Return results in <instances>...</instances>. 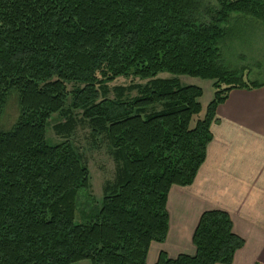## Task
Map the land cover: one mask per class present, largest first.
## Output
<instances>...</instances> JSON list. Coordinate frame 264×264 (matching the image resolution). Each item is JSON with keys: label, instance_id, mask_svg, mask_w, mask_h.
Returning a JSON list of instances; mask_svg holds the SVG:
<instances>
[{"label": "trees", "instance_id": "trees-1", "mask_svg": "<svg viewBox=\"0 0 264 264\" xmlns=\"http://www.w3.org/2000/svg\"><path fill=\"white\" fill-rule=\"evenodd\" d=\"M215 1L0 0V116L10 92L19 104L17 120L0 131V264H146L150 243L166 238L170 187L192 184L205 159L218 104L233 88L264 85L220 61L231 17L264 23V0ZM130 72L147 79L139 94L123 98L131 84L107 97L106 83ZM178 75L213 81L202 116L195 118L201 87L181 85ZM67 82L81 84L70 108L106 132L121 163L83 222L75 210L88 168L69 140L46 138ZM72 124L68 118L55 129ZM192 243L193 255L161 250L154 264H231L244 239L226 211L211 209Z\"/></svg>", "mask_w": 264, "mask_h": 264}, {"label": "crops", "instance_id": "crops-1", "mask_svg": "<svg viewBox=\"0 0 264 264\" xmlns=\"http://www.w3.org/2000/svg\"><path fill=\"white\" fill-rule=\"evenodd\" d=\"M215 116L193 183L169 189L166 238L150 243L146 264H154L161 250L171 258L193 255V232L211 209L226 211L244 239L231 264H254L253 256L264 249V85L231 89Z\"/></svg>", "mask_w": 264, "mask_h": 264}, {"label": "rangeland", "instance_id": "rangeland-1", "mask_svg": "<svg viewBox=\"0 0 264 264\" xmlns=\"http://www.w3.org/2000/svg\"><path fill=\"white\" fill-rule=\"evenodd\" d=\"M205 6H216L215 0H203ZM205 11V9H204ZM229 25V30L220 43V61L229 70L236 71L245 80L264 81V23L250 16L235 14ZM160 78L174 77L167 72H160L156 75ZM181 85H197L202 89L199 98L201 113L195 118L204 114L207 104L214 97L215 87L213 81L188 75H178ZM147 79L128 73L117 76L106 83L109 98L116 97V87H127L135 85L134 89L125 91L123 98H131L139 94V88L143 87ZM67 98L64 108L50 116L46 128V138L50 142H61L69 140L76 152L79 154L83 164L89 172V186L86 191L80 192L77 196V207L75 220L83 222L91 213L92 206L101 203L106 186L114 183L115 177L120 169V161L115 158L114 150L110 146L105 131L96 130L92 122L82 116L81 110L70 108L72 90L79 83L67 82ZM224 85L221 84V88ZM162 104H156L145 109L146 113L157 111ZM19 115L18 95L12 91L7 96L0 116V131L8 130L17 120ZM68 118L73 120L68 131L55 129V125L67 122ZM194 118V119H195ZM216 118V116H215ZM60 132V133H58ZM254 264H264V259L253 256ZM147 259V258H146ZM75 264H89L88 260H82Z\"/></svg>", "mask_w": 264, "mask_h": 264}, {"label": "bare ground", "instance_id": "bare-ground-1", "mask_svg": "<svg viewBox=\"0 0 264 264\" xmlns=\"http://www.w3.org/2000/svg\"><path fill=\"white\" fill-rule=\"evenodd\" d=\"M259 257H261L262 259H264V249H263L262 252L259 254Z\"/></svg>", "mask_w": 264, "mask_h": 264}]
</instances>
